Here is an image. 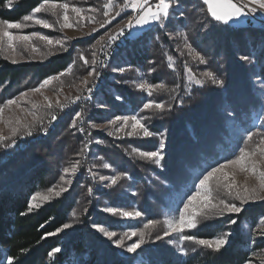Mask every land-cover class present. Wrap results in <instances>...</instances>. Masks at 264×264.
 Returning a JSON list of instances; mask_svg holds the SVG:
<instances>
[{
	"label": "rangeland",
	"instance_id": "1",
	"mask_svg": "<svg viewBox=\"0 0 264 264\" xmlns=\"http://www.w3.org/2000/svg\"><path fill=\"white\" fill-rule=\"evenodd\" d=\"M104 2L105 0H65L56 2L59 4L67 3L70 5L67 14L68 24H70L71 27H61L64 23L63 10L57 9V15H53L50 12L36 14L38 18L47 20L48 23L52 24L53 27L51 28H44L42 25H37L33 21H23V16L18 21L26 24L27 27L19 30L11 29L14 33L19 32L21 34H29L33 31L40 32L42 35L49 36L53 40H62L64 42V48H61L59 45L49 46L45 41L34 37L31 43L35 44L40 49L39 52H32L30 48H27L24 45V43L17 42V52L13 55L8 49L7 42L5 41L3 50L0 51V58H5L11 63H13L12 60L15 59L16 63L14 64H20L23 62L45 63L56 56L68 55L69 63L65 69L58 73L64 72L69 67L71 68V72L60 79L53 81L50 85L41 89L40 92L29 93L28 97L21 101V108L25 111H21L20 108H16L15 106H12L11 109H5L3 120H0V135L10 137V139L0 142V160L7 149L3 144L11 142V130L7 121L11 119L13 121V126H15L14 122L17 118H20L24 122H33V117L28 114L29 112H35L38 117L42 118V121L52 114H55L58 109L56 104L57 99L62 102L67 96L77 95L80 92L78 89L81 90L83 85L81 81L83 78L87 77L88 72L94 67L91 63L85 64L84 60L80 58V54L82 53L85 59L91 61L92 53L96 52L97 55L99 47L97 41L100 40L101 37H104L106 32H116L119 27H123V25L127 23L129 16L136 15V12L131 8H125L121 12V15L117 16L111 24L105 25L104 28H100L99 24L105 19L102 15V5ZM155 2L156 0H149L150 5H153ZM244 2H247V0H244ZM117 3H123V0H117ZM174 4L175 7L170 10V16L167 20L162 22L150 21L146 25L126 29L135 40L131 46L124 47L115 54L112 62V69H110L112 71L111 81L107 90H110V93H112L111 97H114V100L119 102L120 98H117L119 95L115 85L121 83L127 84L134 89L137 93V99L141 101L137 109L132 108L126 103L123 107H120V110H115L113 107L103 105L104 102L98 100L101 95L97 97L96 106L94 107L95 109H93L94 112L92 113L89 123L92 132L91 141L93 143V149L91 152V167L93 169L94 177L89 179L84 175L88 180L86 188L85 186L83 187L85 192L79 194L78 206H76L73 211L75 215L72 213L67 222L71 227L66 229L62 228V231L72 229L78 225L79 216L86 212L87 206H90L95 212H97V215L95 220L91 222L89 229L96 230V232L102 235L113 247L117 246L102 233L97 231V229L93 228V225L95 224L93 222H97L96 220L102 218L104 214H107L109 217L116 220V226L113 225L107 227L106 225L99 224L104 226L107 230L117 233V236L112 238L113 240L118 239L125 232L144 230L146 235L145 243L142 246H145L146 244H156L164 248V250H170L171 254L174 256L185 254V251H180L181 248L187 251H195L197 249H199L200 252L209 251L210 249L197 245L192 241H182L180 236L193 235L199 238L196 233L197 230L200 229L199 227L202 228L204 225L213 222L218 218L229 221L235 216V214L226 213L222 216L208 219H205L203 215H200L198 216V226L194 229H185L183 233H172L170 236L163 237L160 240H156L155 237L157 235L162 236L163 231L166 229V225L164 224L165 220L178 217V210L183 208V201L187 199L188 195L195 191L194 185L198 184L199 177L208 168L215 166L216 163H223L227 159L235 158L239 155L240 148L256 151L255 159L264 161V157L260 156L259 150L257 149V145L264 147V144H261L260 142V137L264 136V76H262L260 72L259 65V61L264 58V12H261L258 9L257 12L248 15L253 22L257 23L256 26L247 25L244 17H241L238 21L234 20L229 22L230 25L243 27V29L240 28V32L237 34L232 32V35L230 34L227 37H224V40L221 41L224 42L223 46H218L217 49V39H208V41L206 40V42H203V39L207 37L208 33H210L209 30L215 29V26L208 21V18H210L211 15H208V13H206L207 11L204 15V11H202L201 8L194 6L193 0L191 2H187L186 0H178L177 2V0H174ZM72 6L83 10L81 16H77V14L72 11ZM90 8H98L101 11L99 13L90 12ZM31 13L32 11L26 15ZM89 16H94L96 18L95 22L89 21ZM191 17L193 19H191ZM93 28H96L97 31L93 32ZM158 28H160L159 32L154 35L153 31L156 30L157 32ZM231 30L235 29L232 28ZM195 37H198V39H195ZM162 38L165 40L164 45L162 43ZM155 39L158 40L156 43L154 41ZM159 40L161 46H165L162 53L165 56L166 66L169 67V63H171L173 66L169 68L172 69L173 72L178 69L182 70L184 74V82L180 83L182 89H184L186 83L187 85H185V89L187 92L194 87L206 86L210 87V90L212 91L211 95L206 97L208 102L198 107L201 112L196 114V116L199 115L201 119L206 118L209 121V125L205 129L200 128L197 129V131H194L189 122L185 121L183 123L188 140L184 143H180L182 144L180 150L184 151V145L187 148L183 153L180 152L177 155H172L171 163H175V160L176 162L179 161V163L177 165L175 164L176 166H172L173 170L171 173L170 170L167 171L165 169V164L169 161L167 151L171 146L172 140L170 131L166 130V128H163L161 131L152 129L153 127L151 123L155 122V119L159 114H163V110L156 108L143 109V104L152 100L155 103H164L166 106L165 109H167L171 102L169 100L166 101V98L170 96V92L173 88L169 86L171 84L167 81L166 72H157L158 69L152 65L151 61L143 66L133 65L132 58L135 57L131 56H138V51L145 48L151 49L154 45L157 47V42H159ZM186 42L190 43L192 47L203 56L204 52L209 48L211 50L210 54H216L219 62L223 65L222 67H225V60L227 58H230L231 60L234 59L236 64L239 63L237 74L241 76L239 80H241L243 86L236 88V92L232 94L229 93V89L234 86L230 83V69L228 71L226 68L222 69L223 71L221 70V73L216 74L219 79L224 81V84L222 86L212 84L210 80L203 76L205 71H213L211 68L212 62L205 56L204 57L207 61L206 64H202L197 59H194L193 56L188 54V49L185 47ZM65 48L67 50H65ZM228 48L232 50H228ZM238 49L240 51H238ZM241 56H249V60L243 61L240 59ZM168 57L172 58L171 61H169ZM117 67H124L126 68V71L123 73L113 71V69ZM188 69L192 70L191 73H189ZM90 78L91 77H88V80ZM197 79H202L203 84H197ZM43 80H32L22 84L17 88L18 90L16 92L0 98V103L13 97H19L21 92H26L30 88L37 87ZM140 83L153 85L163 84L164 87L154 88L151 91V94H149L148 90H142L137 87ZM175 83L178 84L179 82ZM239 89L242 91L238 92ZM201 96L203 97V95ZM45 97H48V101H51L52 108L46 106L48 101L45 100ZM33 104L36 105V108H33ZM242 107L244 110L247 108L250 109L249 118L251 120L250 127L252 129L249 130L256 133L252 141L246 140L247 128L242 126L239 122V118L245 120L241 117L244 115H239L241 114L240 109ZM204 108H207L205 114L210 116V118L205 117ZM228 113H232V116H229ZM132 115L144 118L142 122L152 133L151 136H144L141 130H137L133 135H128L127 133L132 131L130 125L117 132V128L120 127L121 122H117L115 125L108 124V121L114 119L116 116ZM70 121L72 125V116L70 117ZM40 124L41 123L38 121L34 122L31 129L39 127ZM92 124L103 125V127L93 128L91 126ZM21 132L24 131L21 130ZM102 137L122 140L124 142V147L126 148V153L137 160V167L140 168L143 173V175L140 176L141 179L137 178V181H139L137 187L133 185L131 177L126 174V172L121 171V167L118 166L117 168L113 166L109 160L99 153V146L104 142ZM200 137L203 138L197 140ZM161 142L164 144L162 149L160 148ZM59 146L55 157L50 156V159L48 158L45 160L46 162L50 160L52 165H54V169L51 172L54 176L52 175V178L47 176L45 185L36 191L35 194L41 193V195H51V199L58 197L49 194L47 191L48 188L54 187L56 191H59L61 187H64L68 191L70 188L77 185V178L83 175L80 167H78L74 175L68 174L66 176V180L71 181L70 184L64 183L60 180V176L64 174L63 169L65 167H70V165L77 160L80 161L81 153L78 157L79 152L76 148L74 149L73 147L74 151L71 152V146L66 152L65 145L60 144ZM133 149H139L140 151H155L159 149L163 158L160 160V163L157 164L152 159L141 157L137 152H134ZM176 156H180V158L177 157L175 159ZM105 164H109L111 167H104ZM195 164H200V166H197L199 172H196ZM200 168H203V171H200ZM226 171L232 173L233 175L230 176V179H235L237 184L241 186H251L257 182L256 177L250 172L240 171L233 166H229ZM177 172L181 173V175L176 176L172 181L173 175ZM118 174L119 179L117 180V183L115 185L111 184L110 177ZM100 177H106L109 179L101 180ZM190 178H192L191 180L193 181V184L186 185L187 183L183 182V180ZM211 186L213 188V196L225 198L224 190L222 188L217 189L215 182H213ZM78 187H81V185H78ZM90 188L92 189L91 192L89 191ZM65 192H62L59 196ZM90 195L92 196L91 200L88 198ZM146 199L153 201L152 212H144L140 208V203ZM227 199L231 200V197H227ZM49 200H41L38 197L34 203L42 205ZM263 202L264 201L250 202L244 205V209L248 206ZM106 207L123 208L127 211L135 209L142 212L143 215L140 217L112 215L104 211ZM262 216H264V213L256 218L253 225L242 226L244 236L251 239V244L253 245L248 259L252 261V264H262V261H264V235L260 234L261 230L264 229V224H261L260 222ZM149 220L159 221L160 223L154 227L144 229V225ZM224 226L225 227L220 229L215 236L221 235L224 232H230L232 236L233 233L231 227H228L227 225ZM231 236L228 238L229 241ZM138 238V236H134L130 239H126L125 247L122 249L126 250V245L134 243ZM138 264L144 263L138 262Z\"/></svg>",
	"mask_w": 264,
	"mask_h": 264
},
{
	"label": "trees",
	"instance_id": "2",
	"mask_svg": "<svg viewBox=\"0 0 264 264\" xmlns=\"http://www.w3.org/2000/svg\"><path fill=\"white\" fill-rule=\"evenodd\" d=\"M54 1L61 2L65 0ZM186 1L191 2L192 0ZM193 1L195 7H199L204 11V15L206 11L210 15L204 1ZM41 2L42 0H13V6L8 8L5 6L6 0H0V20L18 21ZM191 19L193 18L191 17ZM208 19L216 30L210 29V33L203 39V42L208 41V39H217V49L218 46H223L224 42L221 41L224 40V37L232 35V32L237 34L240 32V28L243 29V27H235L229 23L224 24L215 21L211 16ZM232 28L235 30H231ZM159 30L160 28L157 29V32L154 30V35ZM195 39H198V37H195ZM154 41L156 43L158 40L155 39ZM162 41L164 45L165 40L163 38ZM133 43L134 41L129 46ZM157 44V47L154 45L151 49L145 48L138 51V56H131L135 57L132 58L133 65L143 66L151 61L152 65L158 69L157 72H166L167 81L171 84L169 86L173 88L170 96L166 98V101L169 100L171 102L170 106L165 111H162L163 114H159L156 117L155 122H151L152 129L161 131L166 128V130L170 131L172 140L171 146L167 151L169 161L165 164V169L167 171L170 170L171 173L173 170L172 166H176L179 163L176 160L175 163H171L172 155L183 153L187 148L184 145V151L180 150L182 145L180 143L188 140L183 123L185 121L189 122L194 131L200 128L205 129L209 125V121L206 118L201 119L196 114L201 112L198 107L208 102L206 97L211 95L212 91L210 87L206 86L194 87L187 92L185 89L186 83L184 89H182L180 86V83L184 82L182 70L177 69L173 72L172 69L166 66L165 56L162 53L165 46H161L160 40ZM228 50L232 49L228 48ZM210 51L208 48L204 52V56L212 62L211 68L213 72L219 74L224 68L228 71L230 69V83L234 87L229 89V93L236 92V88L243 86L241 80H239L241 76L237 74L239 63L236 64L234 59L227 58L225 67H222L223 65L219 62L216 54H210ZM238 51L240 50L238 49ZM68 63V55L56 56L45 63L23 62L14 64L5 58H0V98L16 92L17 88L28 81H40L58 73L65 69ZM259 65L260 72L264 76V58L259 61ZM108 86L99 93L101 96L98 100L104 102L103 105L120 110V107L127 103L132 108L137 109L141 100L137 99V93L131 86L122 83L115 85L120 98L119 102L114 100V97H111L112 93L107 90ZM241 91L239 89L238 92ZM242 108L239 115H244L241 117L247 122L241 118H239V122L247 128L245 129L248 132L251 131L249 129H252L249 118L250 109L244 110ZM206 109L204 108V115L210 118V116L205 114ZM70 117L68 116L64 119L57 130L48 138L30 144L16 156L5 157L4 161L0 163V264H9L10 259L11 264H138V262L144 264H243L249 259L253 245L251 244V239L244 236L242 226H251L255 223L256 218L264 213V202L248 206L241 213L235 214L232 218L237 220L235 225L230 224L225 219L218 218L202 228L199 227L200 229L196 232L199 238L215 236L220 229L225 227L224 225L231 227L233 233L231 239L221 251L209 250L200 252L199 249L195 251L185 250V254L178 256L172 255L170 250H164V248L156 244L141 246L135 253H129L122 248L111 246L96 230L89 229L91 222L95 220L97 215V212L90 206H87L86 212L79 216L78 225L69 230L56 232L57 228H62L68 222L75 207L78 206L79 194L85 192L83 187L85 186L86 188L88 180L84 175L77 178L76 182L78 183L75 187L29 211L32 195L45 185L47 176L51 178L54 176L51 173L54 165H52L50 160L47 162L45 160L50 159V156L55 157L60 144L66 146V152L72 146L71 152L76 148L79 154L81 153V139L75 127L71 126ZM202 138L200 137L197 140ZM102 139L104 142L99 146V153L109 160L113 166L121 167V171L126 172L131 177L133 185L137 187V183H139L137 178L141 179L140 176L143 173L137 167V160L126 153L124 142L117 139H108L107 137H102ZM197 166H200V164H195V170L199 172ZM200 171H203V168H200ZM179 175L181 173H175L172 181ZM191 179H184L183 182L187 183L186 185H191L193 184ZM78 185H81V187H78ZM90 196L88 198L91 200L92 196ZM152 202L148 199L143 200L140 203V208L144 212H152ZM96 221L93 223L106 225L107 227L115 225L116 222L115 219L107 214H104L102 218ZM46 233L56 234L46 235ZM54 248H59L61 251L52 253ZM22 249L26 251L22 253ZM49 253H52V255H49Z\"/></svg>",
	"mask_w": 264,
	"mask_h": 264
},
{
	"label": "snow or ice",
	"instance_id": "3",
	"mask_svg": "<svg viewBox=\"0 0 264 264\" xmlns=\"http://www.w3.org/2000/svg\"><path fill=\"white\" fill-rule=\"evenodd\" d=\"M178 2V0H177ZM204 4L208 6V11L211 17L215 21L222 22L224 24H228L231 21H238L241 17L247 16L251 13L257 12L259 9L261 12H264V0H204ZM6 7L11 8L13 6V0H6ZM70 5L67 3H56L54 0H42L41 3L38 4L35 8L32 9V13L29 15H25L23 17V21H33L37 25H42L44 28L53 27L52 24L48 23L47 20L40 19L36 16L37 13L41 12H50L53 15H57V9L63 10V21L64 23L61 27H71L68 24V9ZM175 7L174 0H156L153 5H150L149 0H123V3H117V0H105L102 5L103 12L102 15L105 18L102 23L99 24L100 28H104L105 25H109L113 20L116 19L117 16L121 15V12L125 8H131L134 12H136L135 16H129L127 19V23L123 25V27H119L118 30L114 33L109 34L105 33L104 37H101L100 40L97 41V45L100 46V49L103 50L105 47L110 46V43L116 40L119 36L125 35L126 29H132L134 27L143 26L148 24L150 21L162 22L169 18L170 10ZM72 11L77 14V16H81L83 10L81 8H77L72 6ZM90 12L99 13L101 10L98 8H90ZM94 16H89L88 20L91 22H95ZM163 26V25H162ZM27 27L26 24L17 22H10L9 20L3 19L0 20V51L3 50V45L5 41L7 42V47L13 53V55L17 52V42H22L27 48H30L32 52H39L40 49L33 43H31L32 39L38 38L42 41H45L47 45H59L61 48H64V42L62 40H53L49 36L42 35L40 32H31L29 34H21L19 32H13L11 29H23ZM93 32H96L97 29L93 28ZM90 34V33H89ZM186 40V37H185ZM95 47V45H94ZM185 47L188 49V54L193 56L194 59H197L200 63L206 64L207 61L203 55L197 52L190 43H185ZM65 50H67L65 48ZM54 54V53H49ZM80 58L84 60L85 64L91 63L92 65L97 64L96 60V52L92 53V60L89 61L84 58L83 54H80ZM169 61H171V57H168ZM240 59L243 61H248L249 56H241ZM13 63H16V60H12ZM75 63V62H73ZM104 65H101L103 67ZM173 65L169 63V67ZM113 71L123 73L126 71L124 67L114 68ZM189 73H191V69H188ZM71 68L69 67L64 72H60L54 76H49L45 78L37 87L30 88L26 92H21L19 97L10 98L3 103H0V120H3L5 109H11L12 106L16 108H20L21 111H25L21 108V101L28 97L29 93H37L40 92L41 89H44L48 85H50L53 81L60 79L61 77L70 74ZM99 73L95 67H92L88 72L87 77L83 78L81 83L84 85L85 89L88 93H92L93 89L88 87L89 80L88 77H92L93 80ZM203 76L211 81L214 85L222 86L224 81L219 79L215 72L209 70L203 73ZM191 78V77H190ZM197 84L202 85L203 80L197 79ZM138 88L142 90H148L149 94L154 88H163L164 85H153L148 83H140L137 85ZM80 91V89H78ZM81 97L77 95L75 100H79ZM90 98V97H89ZM119 99V97H117ZM66 99H68L66 97ZM45 100L48 101V97H45ZM74 102V101H73ZM57 106L63 109L66 105L62 103L59 99L56 101ZM48 108H52L51 101H48ZM164 103H155L152 100L143 104V109H165ZM33 108H36V105L33 104ZM234 111V110H233ZM29 115H32L33 122L28 123L22 121L20 118L15 120V126H13V121L9 119L7 121L11 130V143H4L3 146L8 148L15 145L16 140L15 137L23 130L27 135H32L31 128L34 122L43 123L42 118L38 117L35 112H29ZM229 116H232V113H228ZM57 117L55 114L51 115V121L56 120ZM143 117H137L136 115L132 116H116L114 119L109 120L108 124L115 125L117 122H121L120 127L117 128V132L123 130L129 125L132 128L131 132H128V135H133L137 130H141L144 136H151L152 133L148 130L145 124L142 122ZM77 120H83V113L81 111H77L75 113V118L72 121V127L76 126ZM93 128L103 127V125L92 124ZM47 132V129H42ZM80 131H83L81 128ZM111 134V133H110ZM254 135L256 133L252 131H248L246 134V140L252 141ZM10 137H6L0 135V142L9 140ZM261 144H264V136L260 137ZM164 147L163 142L160 143V148ZM257 149L259 150L260 156L264 157V147H260L257 145ZM134 152H137L141 157H145L148 159L154 160L157 164L160 163V160L163 158L161 151H140L139 149H133ZM79 155V153H78ZM256 151L248 150L246 148L239 149V155H237L233 159H227L223 163H216L215 166H211L206 171H204L199 177L198 184L194 185L195 191H193L190 195L187 196V199L183 201V208L179 209L178 217L174 219H167L164 221L166 225V229L163 231L162 236L157 235L155 237L156 240H160L163 237H168L172 233H183L185 229H194L198 226V216L203 215L205 219L222 216L226 213L230 214H239L244 210V205L255 202V201H264V161L255 159ZM80 165V161L77 160L70 165V167H65L63 169V175L60 176V180L64 183L70 184L71 181L66 180V176L68 174H75L78 167ZM229 166H233L238 168L240 171L250 172L256 177V183L254 185H244L241 186L237 184L235 179H230V176L233 174L226 171ZM104 167H111L109 164H105ZM101 180L109 179L106 177H100ZM119 179V174L110 177L111 184L115 185L117 180ZM215 182L217 189L222 188L224 190L225 198H218L213 196V188L212 183ZM48 193L53 194L55 196H59L62 192L67 191L66 188L61 187L59 191H56L54 187L48 188ZM91 192L92 189L90 188ZM41 200H49L51 199V195H41V193H36L31 197V202L29 203V211L32 208H38L40 205L38 203H34L37 198ZM227 197H231V200L227 199ZM239 202V203H237ZM105 212L110 213L112 215H121L124 217H140L143 215L142 212L138 210L127 211L123 208L116 207H106L104 209ZM75 215V213H73ZM261 224H264V216L260 218ZM160 223L159 221L149 220L145 225L144 229H148L149 227H154ZM230 224L235 225L237 223L236 219H230ZM71 227L70 224H64L62 226L63 229ZM62 228H57L56 232L62 231ZM93 228L97 229L100 233H102L105 237L112 241L117 247L124 248L125 240L130 239L131 237L138 236L139 238L134 242L126 245V251L129 253H135L137 249L141 248V246L145 243V231L144 230H132L131 232H125L118 239H112L117 236V233L114 231L107 230L104 226L99 224H94ZM56 233H46V235H55ZM261 235H264V229L260 232ZM231 236L230 232H224L221 235L215 236L213 238H197L193 235H181L180 239L182 241H192L193 243L200 245L202 247L208 248L212 251L219 252L223 249L229 242L228 238ZM22 253L26 250L22 249ZM61 251L59 248H54L52 253H56ZM181 252L185 250L183 248L180 249ZM49 253V255H52ZM11 264V259L9 261ZM244 264H252L251 260H246ZM264 264V261H262Z\"/></svg>",
	"mask_w": 264,
	"mask_h": 264
},
{
	"label": "built area",
	"instance_id": "4",
	"mask_svg": "<svg viewBox=\"0 0 264 264\" xmlns=\"http://www.w3.org/2000/svg\"><path fill=\"white\" fill-rule=\"evenodd\" d=\"M114 33L110 32L109 34ZM135 38H133L128 30H125V35L119 36L116 40L110 43V46L105 47L103 50L100 49V46L97 50L96 60L97 64L94 67L97 69L99 73L98 76L89 79L88 87L93 89L92 93H88L85 89L84 85H82L80 92L77 94L81 98L79 100H75L77 95L67 96L68 99L64 98L62 103L66 106L61 109L58 106L57 112L55 113L57 119L51 121V116L45 118L43 123L40 124L39 127L31 129L32 135H27L25 132L19 133L16 137V143L12 147H8L2 156L0 162L2 163L6 158L16 156L19 152L25 150L30 144L39 142L43 139H46L48 136L53 134L57 128L60 126L62 121L66 119L69 115L75 118V113L77 111H81L83 113V120H77L76 122V130L82 139V152L80 154V169L87 178H93L94 173L91 167V152L93 149L92 132L89 126L93 109L96 106V99L99 93L109 85L111 81V73L112 71V62L115 54L119 52L124 47L129 46ZM101 65H104L101 67ZM90 97V98H89ZM74 101V102H73ZM46 128L47 132L42 129ZM83 131H80V129ZM11 143V142H10Z\"/></svg>",
	"mask_w": 264,
	"mask_h": 264
},
{
	"label": "water",
	"instance_id": "5",
	"mask_svg": "<svg viewBox=\"0 0 264 264\" xmlns=\"http://www.w3.org/2000/svg\"><path fill=\"white\" fill-rule=\"evenodd\" d=\"M244 20L246 21L247 25H252V26H256L257 25V23L253 22L248 15L244 16Z\"/></svg>",
	"mask_w": 264,
	"mask_h": 264
},
{
	"label": "crops",
	"instance_id": "6",
	"mask_svg": "<svg viewBox=\"0 0 264 264\" xmlns=\"http://www.w3.org/2000/svg\"><path fill=\"white\" fill-rule=\"evenodd\" d=\"M204 1V0H203ZM214 4H215V0H214Z\"/></svg>",
	"mask_w": 264,
	"mask_h": 264
},
{
	"label": "bare ground",
	"instance_id": "7",
	"mask_svg": "<svg viewBox=\"0 0 264 264\" xmlns=\"http://www.w3.org/2000/svg\"><path fill=\"white\" fill-rule=\"evenodd\" d=\"M83 174V173H82Z\"/></svg>",
	"mask_w": 264,
	"mask_h": 264
}]
</instances>
